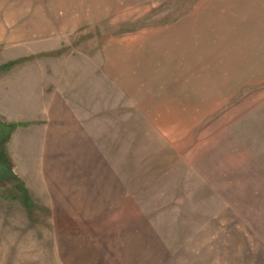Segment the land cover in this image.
I'll return each mask as SVG.
<instances>
[{"label":"rangeland","instance_id":"rangeland-1","mask_svg":"<svg viewBox=\"0 0 264 264\" xmlns=\"http://www.w3.org/2000/svg\"><path fill=\"white\" fill-rule=\"evenodd\" d=\"M203 1L55 0L54 51L0 46V264H264V56L245 70L232 31L180 112L126 102L95 57ZM54 87L70 119L47 117Z\"/></svg>","mask_w":264,"mask_h":264},{"label":"crops","instance_id":"crops-1","mask_svg":"<svg viewBox=\"0 0 264 264\" xmlns=\"http://www.w3.org/2000/svg\"><path fill=\"white\" fill-rule=\"evenodd\" d=\"M89 4L90 8L96 5L92 2ZM201 4L202 7L198 6L195 12L193 7L169 26L143 29L133 37L127 36L122 40L111 39L100 54H95L96 61L100 59L104 62L101 53H105V69L112 80L118 82L117 93L125 96L126 102H138L143 104V109L153 111L198 109L194 107V93L197 92L194 87L200 84L194 83V64L197 66V63L204 62L207 54H223L224 47L230 46L228 40L233 39L232 31L238 32L239 41L242 39L244 42L242 46L245 48L239 59L242 66L245 64V70L255 71L257 64L262 68L264 0H222L215 8H212V0H204ZM79 5L81 3L74 8L78 9ZM102 8L97 5L94 13L99 14H89L90 18L84 17L83 20L80 16L77 22L79 27L76 28L75 21L71 23L72 27L79 30L81 24L94 25V15L100 16L98 19L101 21L104 15ZM70 12L67 8L66 13ZM55 13V0H0V46H38L41 42L47 46L43 52L54 51ZM216 40H223V45H215ZM221 77L225 79L226 74ZM200 87H203L201 93H216L209 83ZM54 88L48 100L49 107H45L47 117L53 119L50 112L54 114L59 110L62 111L63 120L70 119L68 100L63 96L65 90ZM227 88H223L225 90L222 89V92L230 93ZM34 93L38 91L34 90ZM31 106L33 109V101Z\"/></svg>","mask_w":264,"mask_h":264},{"label":"trees","instance_id":"trees-1","mask_svg":"<svg viewBox=\"0 0 264 264\" xmlns=\"http://www.w3.org/2000/svg\"><path fill=\"white\" fill-rule=\"evenodd\" d=\"M9 66H11V65H7V66H5L4 68H7V67H9Z\"/></svg>","mask_w":264,"mask_h":264}]
</instances>
